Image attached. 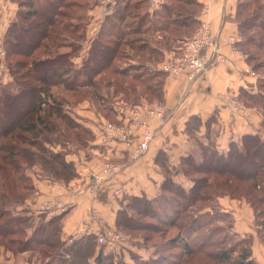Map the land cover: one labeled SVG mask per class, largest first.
<instances>
[{"label":"trees","instance_id":"trees-1","mask_svg":"<svg viewBox=\"0 0 264 264\" xmlns=\"http://www.w3.org/2000/svg\"><path fill=\"white\" fill-rule=\"evenodd\" d=\"M10 1L17 10L2 48L15 88L0 89V245L13 255L38 252L46 257L43 264H125L114 262L115 255L107 252L112 248L104 252L93 236L78 238L63 256L59 250L67 211L34 223L33 214L21 208L36 192L28 171L36 167L39 177L68 184L77 177L68 153L100 146L104 161L106 147L94 143L96 121L118 123L114 107L120 103H164L167 74L158 65L192 36L202 4L162 0L150 11L151 0H117L76 65L73 59L91 20L87 10L95 0ZM234 22L241 38L236 48L257 75V92L241 89L237 97L261 114L262 133L243 135L219 152L213 142L204 145L196 138L200 119H189L185 132L193 151L176 166H169L161 151L155 157L164 178L158 195L118 199L113 228L141 238V247L153 251L147 258L133 256L135 264H257L251 236L233 233L234 217L219 198L250 206L264 245V0H238ZM84 101L95 106L91 128L67 110ZM175 172L187 183L175 179ZM170 231L173 235L166 238Z\"/></svg>","mask_w":264,"mask_h":264},{"label":"crops","instance_id":"crops-1","mask_svg":"<svg viewBox=\"0 0 264 264\" xmlns=\"http://www.w3.org/2000/svg\"><path fill=\"white\" fill-rule=\"evenodd\" d=\"M152 2L157 7L162 0H151L150 11L154 9ZM198 2L202 4L199 21L209 24L223 60H212L207 69L193 82L187 80L185 71H181L177 76L167 74L164 84V103H162L167 112V120L162 126H158L155 119L148 120L149 127L155 129V136L145 154L130 160L121 144L110 142L111 147L109 146L107 150V156L112 157L113 162L120 165L121 169L99 186L92 184L90 176L100 171L102 164L101 155H98L100 146L91 147L92 149H86L84 152L67 154L66 160L74 163L77 174L76 179L68 184L41 177L35 178L36 175L32 171H36L37 168L34 167L28 174L34 179L35 196L33 201H26L21 208L27 209L29 213H38L41 209L51 212L49 214L67 211L62 226L63 236L78 230L81 222L87 218L90 206L98 212L104 224L114 227L115 212L119 208L118 199L122 195L144 194L147 198L158 195L160 184L164 179L160 166L155 162L159 151L162 152L169 166H176L181 157L193 151V144L185 132V124L192 117H198L201 122L194 132L199 142L206 145L211 141L219 152H226L231 142L239 143L243 135L255 133L261 135V114L255 108L246 107L237 97L241 89L249 93L257 92V75L247 65L246 56L236 48V44L241 40L237 24L234 22L238 0H198ZM16 10L17 4L10 0L0 3V41ZM96 13L95 6L88 11L91 23ZM102 22L98 25L94 36ZM89 24L90 21L83 43L93 38L90 36V30L94 25ZM88 46L89 44L84 46V49L87 50ZM81 49L78 56L73 59L76 65H80L86 56L85 53L80 57ZM171 54L180 53H166L162 65L172 61ZM204 55L210 57L211 51L206 50ZM162 65L159 64L158 67L161 68ZM231 97H235L242 104L241 113L231 112L229 107ZM86 103L87 101L78 104L74 110L79 114H86L83 117L85 119H81L80 122L91 128L94 127L92 124L95 112L88 110ZM94 143L99 144V140L96 139ZM88 151L92 156L88 154L90 156L87 157ZM174 178L187 183L179 173ZM116 190H119L120 195L115 196ZM219 204L234 217L233 233L251 236L252 255L257 264H264V245L257 237L250 206L244 201L231 200L227 197L219 198ZM106 250L105 248L104 252ZM2 251L9 257L10 252ZM138 253L147 256L150 254L148 249L143 248L138 249ZM0 264L4 263L0 262Z\"/></svg>","mask_w":264,"mask_h":264},{"label":"built area","instance_id":"built-area-1","mask_svg":"<svg viewBox=\"0 0 264 264\" xmlns=\"http://www.w3.org/2000/svg\"><path fill=\"white\" fill-rule=\"evenodd\" d=\"M3 1L0 0V3ZM116 5L117 0H97L95 5L97 13L91 23L94 25L90 30L91 37L97 31L98 25L114 12ZM151 5L153 8L156 7L154 2ZM206 50L211 51L210 57L204 55ZM179 53V55L171 54L172 61L163 64L161 70L172 76H177L181 71H185L189 82H193L205 71L212 60H223L210 26L204 21H200L192 36L184 41ZM0 55H3L2 51ZM229 107L233 114H239L243 111L242 104L235 97L229 98ZM114 110L118 123L101 118L96 121L94 127L97 140L106 147L105 160L101 164L100 171L98 174H91L90 176V180L95 186H99L103 181L112 178L121 169L120 165L113 162L110 156H107L110 142L121 144L129 159L135 160L145 154L155 136V129L149 127L148 120L155 119L158 126L164 125L167 120L165 106L157 102L149 103L142 100L136 105L120 103L114 107ZM118 195L120 192L116 190L115 196ZM82 236H93L98 246L109 249L125 242L124 235L113 227L104 224L93 206L88 209L87 218L81 222L78 230L68 235L66 245L73 243Z\"/></svg>","mask_w":264,"mask_h":264},{"label":"rangeland","instance_id":"rangeland-1","mask_svg":"<svg viewBox=\"0 0 264 264\" xmlns=\"http://www.w3.org/2000/svg\"><path fill=\"white\" fill-rule=\"evenodd\" d=\"M86 2L92 4L94 2V0H89V1H86ZM96 3H97V0H95L94 5H96ZM94 5L93 6L91 5L89 8L94 7ZM87 14H88V10H87ZM90 24H91V20H90ZM86 30H87V28H86ZM134 36H136V35H134ZM2 42H3V38L0 41V53H1V51L3 52V55L2 56L0 55V89H2L4 87H7V88H11L12 90H14L15 85L13 84L12 77L10 76L9 71L6 68V64H5V60H4L5 52H4L3 48H2ZM88 43L89 42L82 43L83 44V47H82L81 52H80V57L84 56L85 53L87 54V50L84 49V46H87ZM100 89H101V90H99L100 97L102 96L105 99L107 97V95H106V88L101 87ZM100 103H101V101H100ZM85 106L89 108L88 110H92V111L95 112V110H94L95 109V106H94L93 102L87 101V103L85 104ZM74 107L70 106L69 109L67 108V110L70 111L71 114H74V116L76 118H78V120L85 119L83 117H85L86 114H83L81 112H80L81 114H79L78 111L76 112L74 110ZM94 118L95 117H93V121L95 122L97 119L96 118L94 119ZM91 147H92V145H91ZM91 147L89 145V147H87L86 149L90 150V149H92ZM68 151L70 152L71 150H68ZM81 151L84 152V149L81 150ZM86 153H87V157L90 156L88 154H91L90 151H88ZM91 156H92V154H91ZM102 162H103V159H102ZM30 171L31 170H29L28 173H30ZM32 172H33L34 175H36L35 178H37V177L40 178L39 175H38V173H39V169L38 168L36 169V171L33 170ZM31 179H32V182L34 183V179L33 178H31ZM26 201H33V196L30 197ZM62 212L63 211H61V213ZM49 213H51V212L44 211L42 209L38 213H32L33 214V217H34V223L37 222L42 217L46 220L48 218H51L54 215H57V214H49ZM24 214L27 215L29 213L28 212H25ZM143 220L147 222L150 219H147L146 218V219H143ZM159 226H160V229H161V225H159ZM163 230H166V229L163 227ZM120 233L122 235H124L125 242L123 244H120L118 247H112L111 250H108L107 251V252H110L111 254L113 253L115 255L114 256V262H117L119 259H121L125 264H135V261L132 259L133 256L137 255V256H139V258H147L148 257L147 255H139V253H138V249H142L143 248V247H141V245H143V242H142V239L141 238L132 237L129 234H126V233L123 234L122 232H120ZM171 233L173 235V231H170V233L166 236V238H168L169 236H172ZM68 235L63 236L61 234V237H62L61 240H62L63 245H62V247H60L59 252L60 253L61 252L64 253V254H62V253L61 254L63 256H65V257H67L68 254L64 251V248L68 247L69 245H72V243L69 244V245H66V241H67ZM238 236H240V235H238ZM238 236H235L233 240H237V238H240ZM2 250H4V248L0 245V262H2L4 264H8L9 262H10V264H27V263H30V264H43V261L46 260L45 259L46 257H41V255L38 252H27V253L19 254V255H13L12 253H8L9 254V257H7L6 254ZM149 252H150L149 256H152L153 255L152 249H149Z\"/></svg>","mask_w":264,"mask_h":264}]
</instances>
